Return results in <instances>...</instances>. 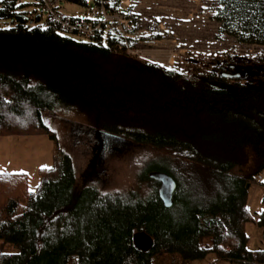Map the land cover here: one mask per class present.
I'll return each mask as SVG.
<instances>
[{
  "label": "trees",
  "instance_id": "obj_1",
  "mask_svg": "<svg viewBox=\"0 0 264 264\" xmlns=\"http://www.w3.org/2000/svg\"><path fill=\"white\" fill-rule=\"evenodd\" d=\"M216 4L220 32L264 47V0ZM22 6L0 0V135H47L51 164L38 168L34 191L24 174H0V264H190L209 255L207 264H264V248L250 247L245 233L253 221L248 185L259 186L264 204V50L182 56L181 69L166 67L113 53L99 35L76 40L41 26ZM69 107L87 113L79 123L92 132L166 157L137 172L145 191L77 181L71 156L42 117ZM171 157L212 178L205 198H186L178 215L171 206L183 180ZM154 171L175 180L169 206ZM191 182L187 175L183 183ZM254 223L264 238V209ZM139 230L152 238L145 250L132 244Z\"/></svg>",
  "mask_w": 264,
  "mask_h": 264
},
{
  "label": "rangeland",
  "instance_id": "obj_2",
  "mask_svg": "<svg viewBox=\"0 0 264 264\" xmlns=\"http://www.w3.org/2000/svg\"><path fill=\"white\" fill-rule=\"evenodd\" d=\"M126 1L128 5L126 13L131 19L127 31L131 34V43L136 47L153 51L154 58L151 59L126 54L140 61L157 62L166 67L176 66L181 69L182 56L230 51L252 56L264 50L263 46L236 41L218 30V23L213 18L216 0ZM20 3H23V11L38 17L39 25L45 24V11L41 6L32 0H20ZM59 5L67 14L79 17H89L91 16L89 12L97 10L94 0H84L81 4L61 1ZM96 16L101 17L100 14ZM70 37L82 39L75 35ZM102 42H105L104 34ZM83 113L87 114L70 107L65 110L57 109L53 113L42 111L43 120L55 132L58 145L71 156L77 181L80 184H93L102 191L122 190L135 186L145 191V183L136 180L137 172L148 160L155 168L159 167L163 161L158 157L165 156L150 147L115 135L92 132L79 123L83 121ZM34 135H39L40 138H30L28 135H0V169L4 172L23 170L27 173L25 178L28 189H34L38 183V168L51 164V155L50 159L48 155L45 157L47 162L41 157L48 153V147L51 153L52 140L45 134ZM42 142H45L47 151L40 154V149L44 148ZM15 149L23 156L21 159L15 155ZM94 158L97 165L92 169L88 163ZM166 161L164 160L167 165L172 163L180 179L184 181L185 177L190 175L197 182L195 185L182 181L176 186L171 209L174 215H178L180 206L186 198L190 199V203L205 198L208 189L212 188V178L201 166L192 161L174 157L169 158L171 163ZM263 177L264 175H261L259 179ZM247 189L251 195L254 190H259V186L251 184ZM250 247L256 245L251 244ZM208 259L211 260L212 255L192 260L190 264H207Z\"/></svg>",
  "mask_w": 264,
  "mask_h": 264
},
{
  "label": "built area",
  "instance_id": "obj_3",
  "mask_svg": "<svg viewBox=\"0 0 264 264\" xmlns=\"http://www.w3.org/2000/svg\"><path fill=\"white\" fill-rule=\"evenodd\" d=\"M17 1L18 3L20 2V0ZM32 1L44 9L45 22H48L59 33L79 36L82 39H91L99 35V41H102L104 34V43H107L108 48L113 53L133 54L149 59L154 58L152 50L142 49L131 43V34L127 32L131 25V19L126 13L128 6L126 0H94L97 10L89 12L91 14L89 17L67 14L59 3L69 0ZM123 4L124 8L122 9ZM97 14H100L101 17H97ZM27 16L36 15L27 13Z\"/></svg>",
  "mask_w": 264,
  "mask_h": 264
},
{
  "label": "crops",
  "instance_id": "obj_4",
  "mask_svg": "<svg viewBox=\"0 0 264 264\" xmlns=\"http://www.w3.org/2000/svg\"><path fill=\"white\" fill-rule=\"evenodd\" d=\"M43 117V116H42ZM23 136V135H20ZM25 136V135H24ZM30 138L32 137H36L38 138L39 135H28ZM3 138V137H1ZM40 138V137H39ZM45 142H42V145ZM46 144H44V148L41 150L40 149V154L43 152L47 151V147H45ZM6 151L3 153V157L5 155ZM15 155L17 156V158L21 159L23 156L20 155L19 151L17 149L14 150ZM48 155V158L50 159V153H49V147H48V153L46 152L44 156H42L41 158H43L44 160H46ZM47 162V160H46ZM46 164V163H44ZM43 165V164H41ZM256 185V184H255ZM258 186V185H257ZM261 198V190L259 188L258 191L254 190L251 195L249 192V189H247V198H246V204L245 207L247 209V211L249 212L251 218L253 221H249L246 226H245V233L248 236V245L250 246L251 244L256 245V247H262L264 248V238L261 232V229L259 227H257L254 223V221L257 219L258 217V213L264 209V204L261 203L260 201ZM213 259V256H212ZM226 264V263H225Z\"/></svg>",
  "mask_w": 264,
  "mask_h": 264
},
{
  "label": "water",
  "instance_id": "obj_5",
  "mask_svg": "<svg viewBox=\"0 0 264 264\" xmlns=\"http://www.w3.org/2000/svg\"><path fill=\"white\" fill-rule=\"evenodd\" d=\"M153 175L159 180L158 195L165 206L172 202V192L175 187V180L170 174L162 171H155ZM132 244L139 249H147L152 244V238L143 230L132 233Z\"/></svg>",
  "mask_w": 264,
  "mask_h": 264
},
{
  "label": "snow or ice",
  "instance_id": "obj_6",
  "mask_svg": "<svg viewBox=\"0 0 264 264\" xmlns=\"http://www.w3.org/2000/svg\"><path fill=\"white\" fill-rule=\"evenodd\" d=\"M48 166L44 165L42 166V168H47ZM4 173V170L3 169H0V174H3ZM17 174H24L26 175L27 173H25L23 170H20V173H17ZM29 191H34V189L30 188Z\"/></svg>",
  "mask_w": 264,
  "mask_h": 264
},
{
  "label": "flooded vegetation",
  "instance_id": "obj_7",
  "mask_svg": "<svg viewBox=\"0 0 264 264\" xmlns=\"http://www.w3.org/2000/svg\"><path fill=\"white\" fill-rule=\"evenodd\" d=\"M91 161L88 163L90 168H94V166L97 165V160L94 158V159H90Z\"/></svg>",
  "mask_w": 264,
  "mask_h": 264
}]
</instances>
